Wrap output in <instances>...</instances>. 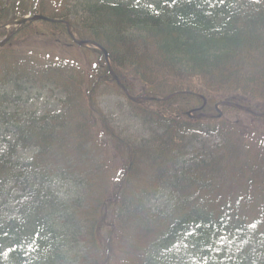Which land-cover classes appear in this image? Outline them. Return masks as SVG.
<instances>
[{
    "label": "trees",
    "instance_id": "obj_1",
    "mask_svg": "<svg viewBox=\"0 0 264 264\" xmlns=\"http://www.w3.org/2000/svg\"><path fill=\"white\" fill-rule=\"evenodd\" d=\"M30 5L0 0V25ZM35 10L105 49L120 85L102 52L84 70L19 44L66 38L85 53L64 23L27 22L0 48L1 100L42 80L62 93L58 112L0 110V264H264V137L225 117L239 109L215 110L226 100L264 112V0H38ZM109 83L136 98L139 137L101 112ZM58 180L78 192L59 195Z\"/></svg>",
    "mask_w": 264,
    "mask_h": 264
},
{
    "label": "rangeland",
    "instance_id": "obj_2",
    "mask_svg": "<svg viewBox=\"0 0 264 264\" xmlns=\"http://www.w3.org/2000/svg\"><path fill=\"white\" fill-rule=\"evenodd\" d=\"M12 1L14 2L15 0ZM52 39L53 38L45 39V37L32 39L28 36L27 42L20 40L19 44L22 47L27 45L32 49L34 48V50H42V52L45 50H52L55 55L66 56L75 59L79 63L81 67L80 69L87 70L89 68L88 61L94 59L95 53L90 50H87L84 53L80 48L67 46L69 40L66 38H60L58 40ZM54 76L57 77V75ZM24 86L25 84H22L20 87H16L17 92H13L12 95H5L4 98L2 97L3 99H0V110L4 106H7V104L16 103L14 107L18 108L20 113L35 111L38 115H41L48 111H54L61 106L62 93L60 90L47 86V84L46 86L37 87ZM105 89L110 90V92L100 95L97 98V101L105 113L111 115V124L113 129H115L121 135L128 137L129 139L139 137L143 132V126L140 119L134 116L127 98L124 95L118 93L111 83H109L108 86H105ZM219 110L221 111L223 108L219 106ZM225 117L232 121L241 122L247 129L253 127V121L254 130L259 134H264V124L258 120H255V118H252L250 114H248L246 111H243L242 109L228 112L226 113ZM0 121H4L1 116ZM1 124L4 123L0 122V127ZM0 132V137L2 139L4 136H7L5 128H2ZM2 143H4V141ZM121 167L122 165H119L118 169ZM53 189L59 195L64 197L73 195L78 191V189L73 187L72 184L63 180L56 181L53 185Z\"/></svg>",
    "mask_w": 264,
    "mask_h": 264
},
{
    "label": "water",
    "instance_id": "obj_3",
    "mask_svg": "<svg viewBox=\"0 0 264 264\" xmlns=\"http://www.w3.org/2000/svg\"><path fill=\"white\" fill-rule=\"evenodd\" d=\"M35 17H37V18H43L42 16H35ZM35 17L31 16V17H29V18H24V19H22V20H20V21H17V23H23V22H25L26 20H29V19H32V18H35Z\"/></svg>",
    "mask_w": 264,
    "mask_h": 264
}]
</instances>
